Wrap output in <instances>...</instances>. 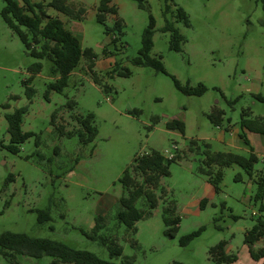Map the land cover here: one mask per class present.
Returning a JSON list of instances; mask_svg holds the SVG:
<instances>
[{
    "label": "rangeland",
    "instance_id": "obj_1",
    "mask_svg": "<svg viewBox=\"0 0 264 264\" xmlns=\"http://www.w3.org/2000/svg\"><path fill=\"white\" fill-rule=\"evenodd\" d=\"M70 1L86 10L82 20H71L52 8L47 12L60 18L83 48L94 50V72L84 59L62 93L47 95L59 75H53L49 60L29 55L4 21L1 12L6 4L0 0V234L25 233L107 261L119 263L128 258L132 264H213L209 250L225 240L239 251L238 264H252L245 255L244 237L264 219L262 202L255 201L257 181L264 177V137L249 135L248 147L239 135L243 111L251 112L249 118H264V0H144L145 8L133 0H112L118 13L108 14L105 24L113 27L117 19L123 20L120 32L112 35L97 21L101 0ZM166 7L170 12L165 16ZM178 7L188 14L190 26L174 19ZM149 15L156 21L150 56L161 61L169 75L132 63L142 46ZM166 18L184 37L181 51L170 49V34L162 32ZM111 37L117 38L116 44H110ZM36 62L42 63V70L32 77L30 68ZM115 62L131 75L113 73ZM171 76L184 87L201 84L206 92L185 95ZM28 88L33 90L31 100ZM69 101L75 106L68 107ZM22 107H28L23 131L34 136L13 154L3 147L10 143L6 115ZM215 109L224 111L221 126L209 119ZM54 111H58L56 123L67 131L79 127L73 115L93 113L96 139L82 145L77 136H60L51 123ZM172 121L183 122L184 133L168 129ZM206 145L213 152L244 157L253 146L259 158L253 176L240 166L226 167L221 192L216 194L199 171ZM152 150L180 159L170 163V176L161 180L167 190L165 200L160 199L151 216L138 221L137 232L132 233L117 220L123 194L120 179L135 158ZM238 175L240 180H236ZM204 199L207 203L201 207ZM168 202L176 207L168 217L180 218L174 238L164 232L163 211ZM137 206L146 209L144 198ZM40 211L48 212L51 220L39 224ZM99 215L105 218L101 234L117 238L122 257L112 259L106 247L88 238ZM199 230L187 246L180 245L181 237ZM256 244L254 250L263 247ZM53 262L48 256L0 255V264Z\"/></svg>",
    "mask_w": 264,
    "mask_h": 264
},
{
    "label": "trees",
    "instance_id": "obj_2",
    "mask_svg": "<svg viewBox=\"0 0 264 264\" xmlns=\"http://www.w3.org/2000/svg\"><path fill=\"white\" fill-rule=\"evenodd\" d=\"M5 8L1 12L2 17L9 28L17 34L21 42L24 44L27 52L32 57L38 60H49L52 63L53 75H59V78L51 83L48 87L47 95L50 91L62 93L68 86L69 76L77 69L82 60H86L88 67L94 72L95 61L97 55L92 48H83L79 38L70 30L66 29L64 22L58 17H52L48 14L47 9L52 8L55 11L64 14L71 20H82L86 13L84 8H75L70 0H52L48 4L35 3L32 0H3ZM138 2L139 7L145 8L144 0H133ZM112 0H101L97 9V21L105 27V33L112 35L114 32H120L123 20L117 19L113 27H108L105 24L108 14H117V8L112 5ZM170 12L169 8L165 9V16ZM174 19L182 22L185 26H190L188 14L181 7L176 9ZM156 21L152 15H149V24L143 32L142 46L138 56L132 60L136 66L153 67L156 71L168 74L162 62L150 56L153 47V36ZM162 32L170 34V49L181 51L180 44L184 37L175 27L174 22L166 18ZM117 38L111 37L110 44H116ZM107 52V48H104ZM118 62L114 63L113 73L119 76H130L129 69H119ZM42 63L36 62L30 68L32 77L40 73ZM94 73V82L100 83V80ZM112 77V76H111ZM176 88L185 95L201 96L206 92V88L199 84L196 88L184 87L174 77L171 76ZM104 90H109V87L104 86ZM29 100L33 96V90L27 89ZM75 102L69 101L68 107L72 108ZM75 106V105H74ZM28 112V107L16 109L13 113L6 115L8 123L7 131L10 136V143L4 145L7 150L13 154H18L20 146L25 143L30 137L34 136L33 132H24L22 124L24 116ZM58 111H54L51 118V123L55 126V130L60 136L73 137L77 136L82 145L93 142L98 134L97 128L94 126V114L89 113L86 116L73 115L74 120L79 127L75 130L67 131L62 124L56 123ZM251 112L243 111L240 120V127L243 132L239 137L246 145H249V140L246 137V132L255 133L264 136V118H249ZM224 111L215 109L209 116L211 123L215 126H221L223 123ZM170 130H179L181 133L185 131V124L180 121H172L167 124ZM39 143V141H37ZM192 145H196V141H192ZM207 149L204 152V159L199 168L200 173L208 177L209 183L214 188L216 194L221 192V182L223 179V169L232 165L240 166L250 177L254 174L255 164L259 158L251 147V153L248 157L233 153V152H213L206 145ZM180 159L167 158L161 152L152 150L150 153L144 154L135 158L132 164L124 171L120 183L122 184L123 194L120 198V210L117 213L119 224L125 225L129 232L136 233V224L138 221L151 216L152 210L159 205L160 199L165 200L167 190L161 184L164 177L170 176V163ZM13 176H9V181H12ZM238 175L236 180H240ZM257 192L255 201H261V209L264 210V177H260L257 181ZM144 198L146 209L141 210L137 206V202ZM207 201H201L203 207ZM175 204L168 202L164 208L165 234L174 238L179 230L180 218L174 216L168 217L169 214H175ZM51 215L48 212L40 211L38 213V223L50 221ZM105 227V218L99 215L96 218L95 226L88 238L99 242L106 247L110 257L120 258L123 256V248L119 245L117 238L101 234ZM200 234V230L180 238V245L187 246L195 237ZM264 239V219H259L245 233L244 244L249 248L250 257L255 261H262L264 264V247L254 250L253 246ZM228 241H221L216 246L210 248L209 255L213 264H233L238 261L237 254H228L226 246ZM136 245V242L133 243ZM0 255L11 258L13 255H22L35 259H40L44 256L52 257L54 262L65 264H132L128 258L121 262L107 261L99 258L95 254L79 250L68 246L67 244L45 238L32 237L25 233L3 232L0 234Z\"/></svg>",
    "mask_w": 264,
    "mask_h": 264
},
{
    "label": "crops",
    "instance_id": "obj_3",
    "mask_svg": "<svg viewBox=\"0 0 264 264\" xmlns=\"http://www.w3.org/2000/svg\"><path fill=\"white\" fill-rule=\"evenodd\" d=\"M251 134H255V133H250V132H246V135H247V138L249 139H251V136H249V135H251ZM256 135V134H255ZM257 135H259V134H257ZM260 136H262V135H260ZM262 137H264V136H262ZM241 139V138H240ZM242 140V139H241ZM243 141V140H242ZM243 143H244V141H243ZM245 144V143H244ZM250 144H251V141H250ZM246 145V144H245ZM248 146V145H247ZM249 147V146H248ZM252 148H253V150H254V152L256 153V155L258 156V153L256 152V150H255V148L253 147V146H251ZM251 147L249 148V150H250V152H251ZM263 242H264V240H262V241H260V242H258V245L260 244V246H263L264 247V244H263ZM257 245V244H256ZM262 247V248H263ZM226 252L228 253V254H237L238 255V261L237 262H235V263H233V264H238L239 262H241V256H239V251L237 250V251H234L233 250V248H232V246L230 245V243L228 242V244H227V246H226ZM245 255H247V257L252 261V264H262V261H255V260H253L251 257H250V254H249V248H248V246H246L245 245Z\"/></svg>",
    "mask_w": 264,
    "mask_h": 264
},
{
    "label": "built area",
    "instance_id": "obj_4",
    "mask_svg": "<svg viewBox=\"0 0 264 264\" xmlns=\"http://www.w3.org/2000/svg\"><path fill=\"white\" fill-rule=\"evenodd\" d=\"M173 157V155H170L169 158L171 159Z\"/></svg>",
    "mask_w": 264,
    "mask_h": 264
}]
</instances>
